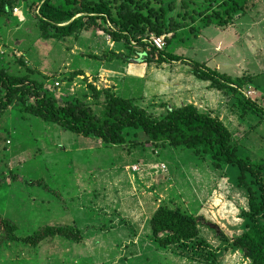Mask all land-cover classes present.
<instances>
[{
  "label": "rangeland",
  "instance_id": "374dc122",
  "mask_svg": "<svg viewBox=\"0 0 264 264\" xmlns=\"http://www.w3.org/2000/svg\"><path fill=\"white\" fill-rule=\"evenodd\" d=\"M212 1L208 14L213 21L195 24L190 15L209 8L207 0H165L176 20L189 15V26L175 37L165 36L172 40L167 50L183 61L130 64L112 54L138 58L142 47L114 42L103 30L110 27L103 20L101 29L88 27L78 37L46 41L40 37L36 12H30L33 1L22 0L12 25L0 23V70L8 67L23 76L24 69L15 64L22 59L48 86L60 84L62 104L83 101L96 114L109 93L134 99L153 118L167 109L195 105L221 119L234 144L264 165V114L242 103L248 100L264 113V0H248L243 10L219 6L226 0ZM169 4H175L170 11ZM151 36L145 40L148 46ZM164 43L163 48L166 39ZM193 63L255 81L239 93L220 91L194 76ZM15 108L10 107L0 123V136L9 139L0 142V218L15 224L21 238L47 226H73L83 239L72 243L57 237L36 248L21 242L1 244L0 264H208L209 252H216L215 264H252L217 238L219 232L230 239L240 236L245 225L240 215L248 209V199L234 180L186 153L174 151L171 156L155 148L156 156L144 135H136V144L130 134L125 146L104 147L99 140L35 117L23 118ZM40 180L61 198L45 186L28 185ZM162 205L198 217L200 240L210 249L193 252L189 247L194 242L157 248L148 237L149 222Z\"/></svg>",
  "mask_w": 264,
  "mask_h": 264
},
{
  "label": "trees",
  "instance_id": "16d2710c",
  "mask_svg": "<svg viewBox=\"0 0 264 264\" xmlns=\"http://www.w3.org/2000/svg\"><path fill=\"white\" fill-rule=\"evenodd\" d=\"M21 1L0 0V23L12 25L13 12L21 5ZM32 1L30 12H36L35 18L39 21V33L43 40L78 37L83 31H87L88 27L103 28L100 24L103 20L106 25H110L103 30L114 42H124L129 48L137 44L143 49L142 52H136L138 58L112 54L113 58L130 64L183 61L182 57L167 50L172 40L165 36L173 34L175 37L181 28L189 26L185 22L189 15L176 20L168 14L165 0ZM247 1L226 0L219 6H232L234 9L239 7L243 10ZM41 2L38 10H34ZM207 2L209 8L200 13L194 10V15H190L193 23L204 19L209 24L213 21L212 14L208 13L215 2L212 0ZM174 5H168L169 11ZM213 15L221 18L219 12L215 11ZM113 26L116 28L113 29ZM151 35L166 39L167 46L163 49L157 48L154 44L148 46L145 40ZM93 57L98 59L96 56ZM15 64L24 69L23 76L10 73L8 67L0 70V123L10 107L14 106L22 117L24 115L35 117L78 136L99 140L104 147H123L130 143V134L136 137L134 140L136 144V135L140 134L147 137L145 144L152 145L156 156L159 152L155 151V148L167 150L171 156L174 151L186 153L191 159L209 164L215 172L230 178L231 182L234 180L233 183L246 193L248 199V209H243L240 215L245 224L242 227V234L230 239L219 232L217 238L232 250L240 251L252 264H264V165L258 163L247 148L243 146L239 148L234 144L232 133L221 119L201 112L192 104L167 109L160 118H153L145 109L138 106L134 99L123 98L113 93L108 94L102 112L96 114L93 108L83 101L62 104L63 96L61 94L58 96L57 91H61L60 84L56 87V83L52 82L48 86L43 79L39 80L38 72L26 66L22 59L15 61ZM191 65L194 76L204 82H210L212 88L220 91L231 90L239 93L245 85L255 81L253 77L232 78L198 63ZM241 102L237 105L241 106ZM242 103L250 110L264 114L256 105L249 106L250 101L244 99ZM5 139L9 140L0 136V142ZM28 185L45 186L48 192L61 198L60 194L49 189L43 180L30 181ZM200 226L198 217L185 213L179 207L162 205L150 219L151 233L148 237H151L161 250L193 242L195 244L189 247L193 252L210 249L206 242L200 240ZM17 231L15 224L0 218V233L3 235L0 238V245L21 242L36 248L45 240L57 237L72 243H80L83 239L82 232L73 226H47L26 238L19 237ZM216 258V252H209L208 264H215Z\"/></svg>",
  "mask_w": 264,
  "mask_h": 264
},
{
  "label": "built area",
  "instance_id": "2783aa9c",
  "mask_svg": "<svg viewBox=\"0 0 264 264\" xmlns=\"http://www.w3.org/2000/svg\"><path fill=\"white\" fill-rule=\"evenodd\" d=\"M151 41H152V44H154L159 49H163V46H165L164 39L162 37L159 38V37L152 35ZM58 86H59V83H56V87Z\"/></svg>",
  "mask_w": 264,
  "mask_h": 264
},
{
  "label": "crops",
  "instance_id": "0c3cea01",
  "mask_svg": "<svg viewBox=\"0 0 264 264\" xmlns=\"http://www.w3.org/2000/svg\"><path fill=\"white\" fill-rule=\"evenodd\" d=\"M264 21V20H263Z\"/></svg>",
  "mask_w": 264,
  "mask_h": 264
}]
</instances>
